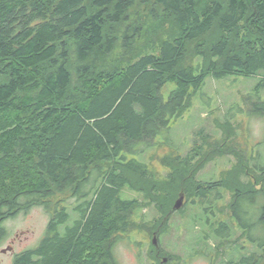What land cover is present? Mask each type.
Instances as JSON below:
<instances>
[{
    "label": "trees",
    "instance_id": "obj_1",
    "mask_svg": "<svg viewBox=\"0 0 264 264\" xmlns=\"http://www.w3.org/2000/svg\"><path fill=\"white\" fill-rule=\"evenodd\" d=\"M229 75L264 85V0H0V240L8 216L36 205L49 215L15 264H117L136 211L154 205L160 235L181 192L211 212L220 186L232 189L239 228L207 219L219 241L207 236L196 253L264 264V167L254 185L249 167L246 180L231 176L235 166L220 181L197 180L209 135L164 157L163 178L143 160L209 77ZM66 194L75 201L57 197Z\"/></svg>",
    "mask_w": 264,
    "mask_h": 264
},
{
    "label": "rangeland",
    "instance_id": "obj_2",
    "mask_svg": "<svg viewBox=\"0 0 264 264\" xmlns=\"http://www.w3.org/2000/svg\"><path fill=\"white\" fill-rule=\"evenodd\" d=\"M260 81L261 77L258 76L209 77L192 97L191 105L183 116L173 120L171 128L164 130L157 137L155 145L143 152V160L156 177L163 178L170 172V167L163 163L164 157L185 156L196 143L203 142L205 135H209L204 139L209 140L204 147L208 160L198 166L196 179L204 182L220 181L235 166L237 170L231 172V176L235 179L241 173L246 180L250 176L243 172L249 167L253 184L255 172L264 167V85L261 86ZM173 87L174 84H168L164 88L166 98ZM239 159H242V165L238 164ZM236 165L239 166L236 168ZM219 194L224 197L211 203V212L204 208L199 195H185L184 206L171 214L167 225L161 228L160 235L156 228L150 226L154 217L159 215L156 207L149 205L144 210L136 211L133 217L137 226L124 233L115 246L117 264H210L205 256L196 253L200 246L204 250L209 248L204 240L207 236H211L208 240L211 245L219 241L207 219L213 223H216L215 220L230 221L234 228H239L228 207L232 189L217 187L214 195ZM131 195L135 197L138 193L131 191ZM57 197L66 198L67 203L75 201L69 194ZM261 206L262 203L258 201L254 207L259 210ZM48 222V213L37 205L8 216L4 221L7 236L0 240V257L4 259V264H12L13 252L8 250L9 244L14 242L13 250L18 253L36 246L44 236ZM155 233L157 245L153 244ZM245 245L249 246L248 240ZM2 249H7L8 253L3 254ZM160 249L165 252L158 253ZM167 255L180 256L181 260L170 259L167 262ZM221 260L222 257L218 261Z\"/></svg>",
    "mask_w": 264,
    "mask_h": 264
},
{
    "label": "flooded vegetation",
    "instance_id": "obj_3",
    "mask_svg": "<svg viewBox=\"0 0 264 264\" xmlns=\"http://www.w3.org/2000/svg\"><path fill=\"white\" fill-rule=\"evenodd\" d=\"M42 238H43V237H42ZM13 243H14V242H13ZM13 243L9 244V246H8V250L11 251V252H13L12 264H15V260H16L17 256H18L21 252L18 253V252H15V251L13 250V249H15ZM34 247H35V246H34ZM32 248H33V247H32ZM32 248H29V249H26V250L28 251V250H30V249H32ZM8 250H7V249H2L1 251H2L3 254H6V253H8V252H7ZM26 250H24V251H26ZM22 252H23V251H22ZM38 258H39V255H36L35 257L32 255L30 261H36V259H38ZM166 259L169 260V257H166ZM0 264H4V259H3L2 257H0Z\"/></svg>",
    "mask_w": 264,
    "mask_h": 264
},
{
    "label": "water",
    "instance_id": "obj_4",
    "mask_svg": "<svg viewBox=\"0 0 264 264\" xmlns=\"http://www.w3.org/2000/svg\"><path fill=\"white\" fill-rule=\"evenodd\" d=\"M184 203H185V193L181 192L179 198L176 200L175 202V205H174V208L177 210V209H180L184 206ZM153 243L155 245L158 244V238H157V234L155 233L154 236H153ZM167 260V259H166Z\"/></svg>",
    "mask_w": 264,
    "mask_h": 264
}]
</instances>
